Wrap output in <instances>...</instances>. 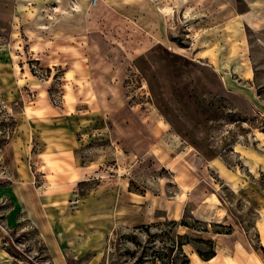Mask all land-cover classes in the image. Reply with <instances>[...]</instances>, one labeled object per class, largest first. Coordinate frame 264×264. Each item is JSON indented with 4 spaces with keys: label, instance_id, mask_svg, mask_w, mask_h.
Returning <instances> with one entry per match:
<instances>
[{
    "label": "rangeland",
    "instance_id": "1",
    "mask_svg": "<svg viewBox=\"0 0 264 264\" xmlns=\"http://www.w3.org/2000/svg\"><path fill=\"white\" fill-rule=\"evenodd\" d=\"M263 213L264 0H0V264L264 263Z\"/></svg>",
    "mask_w": 264,
    "mask_h": 264
},
{
    "label": "crops",
    "instance_id": "2",
    "mask_svg": "<svg viewBox=\"0 0 264 264\" xmlns=\"http://www.w3.org/2000/svg\"><path fill=\"white\" fill-rule=\"evenodd\" d=\"M238 250L241 249L240 245L237 244L235 246ZM240 247V248H239ZM218 251L216 255H213L210 257V259L202 260L200 257H198L195 253H190L187 255V261L188 264H192L191 259L194 258L197 262V264H264L262 261H258L256 258H253V256H249L248 254L241 255L235 252V249L233 253H228L227 248L224 245H221L220 247H217ZM231 251V249H230ZM199 261H201L199 263ZM195 263V264H196Z\"/></svg>",
    "mask_w": 264,
    "mask_h": 264
},
{
    "label": "bare ground",
    "instance_id": "3",
    "mask_svg": "<svg viewBox=\"0 0 264 264\" xmlns=\"http://www.w3.org/2000/svg\"><path fill=\"white\" fill-rule=\"evenodd\" d=\"M258 224H259V227H260V229H261V231H262V235L264 234V213L262 214V216H261V219H259V222H258ZM229 237V236H228ZM232 241V240H231ZM233 242V241H232ZM234 243V242H233ZM217 251H218V248H217ZM191 262H192V264H195L197 261L194 259V258H192L191 259ZM201 261H199V263H200ZM197 264V263H196ZM205 264V263H204Z\"/></svg>",
    "mask_w": 264,
    "mask_h": 264
},
{
    "label": "built area",
    "instance_id": "4",
    "mask_svg": "<svg viewBox=\"0 0 264 264\" xmlns=\"http://www.w3.org/2000/svg\"><path fill=\"white\" fill-rule=\"evenodd\" d=\"M97 2V0H94V3H96Z\"/></svg>",
    "mask_w": 264,
    "mask_h": 264
}]
</instances>
